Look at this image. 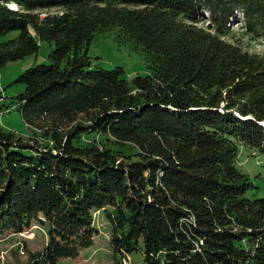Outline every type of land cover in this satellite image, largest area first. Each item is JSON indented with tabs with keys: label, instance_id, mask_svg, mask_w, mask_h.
<instances>
[{
	"label": "trees",
	"instance_id": "16d2710c",
	"mask_svg": "<svg viewBox=\"0 0 264 264\" xmlns=\"http://www.w3.org/2000/svg\"><path fill=\"white\" fill-rule=\"evenodd\" d=\"M238 14L264 33V0H0V35L19 32L0 69L54 45L14 82L31 136L0 126V237L47 235L26 264L93 247L96 211L115 264H264V198L238 165L264 155V57L226 40ZM112 30L149 75L89 56Z\"/></svg>",
	"mask_w": 264,
	"mask_h": 264
},
{
	"label": "rangeland",
	"instance_id": "374dc122",
	"mask_svg": "<svg viewBox=\"0 0 264 264\" xmlns=\"http://www.w3.org/2000/svg\"><path fill=\"white\" fill-rule=\"evenodd\" d=\"M11 7L16 8L15 5ZM204 14L206 18L209 15ZM243 21L241 14L232 20L230 34L225 36L226 40L237 42L250 54L264 57V33L248 34L247 29L242 27ZM208 24L209 20L205 19L199 26L207 28ZM18 35L17 31L0 35V44L15 39ZM116 35L117 32L113 30L97 34L90 46L89 56L99 62L106 71L116 67L123 68L130 79L136 75H149L151 70L145 54L141 50L121 45ZM53 49L54 45L41 42L38 53L20 61L8 63L0 69V126L25 139H28L32 132L14 100L24 91V88L14 82L29 68L49 63V55ZM238 165L241 172L249 175L254 185L250 191V194L254 195L253 198H264V155L243 149L238 158ZM94 217L95 227L98 230L94 246L84 250L77 259L64 260L62 264H115V256L110 244L111 226L102 212L96 211ZM46 243L47 235L38 223H34L22 234H6L0 237V264H26L29 252L41 251ZM129 262L141 264L142 257L141 255L131 256Z\"/></svg>",
	"mask_w": 264,
	"mask_h": 264
}]
</instances>
